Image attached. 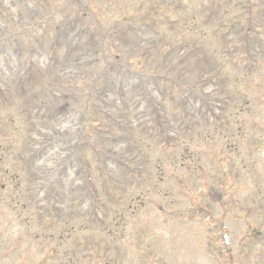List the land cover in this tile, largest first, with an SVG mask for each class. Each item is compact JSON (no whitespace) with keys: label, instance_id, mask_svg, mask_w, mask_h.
<instances>
[{"label":"rangeland","instance_id":"rangeland-1","mask_svg":"<svg viewBox=\"0 0 264 264\" xmlns=\"http://www.w3.org/2000/svg\"><path fill=\"white\" fill-rule=\"evenodd\" d=\"M95 258L264 264V0H0V264Z\"/></svg>","mask_w":264,"mask_h":264}]
</instances>
